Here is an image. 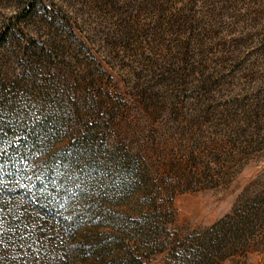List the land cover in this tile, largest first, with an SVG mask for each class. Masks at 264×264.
<instances>
[{
    "label": "rangeland",
    "instance_id": "rangeland-1",
    "mask_svg": "<svg viewBox=\"0 0 264 264\" xmlns=\"http://www.w3.org/2000/svg\"><path fill=\"white\" fill-rule=\"evenodd\" d=\"M0 264H264V0H0Z\"/></svg>",
    "mask_w": 264,
    "mask_h": 264
}]
</instances>
